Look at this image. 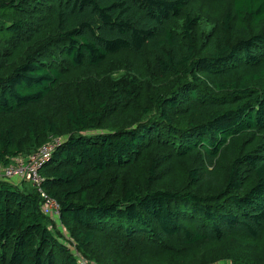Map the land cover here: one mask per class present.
Instances as JSON below:
<instances>
[{"label":"trees","instance_id":"trees-1","mask_svg":"<svg viewBox=\"0 0 264 264\" xmlns=\"http://www.w3.org/2000/svg\"><path fill=\"white\" fill-rule=\"evenodd\" d=\"M56 138L0 264H264V0H0V168Z\"/></svg>","mask_w":264,"mask_h":264},{"label":"built area","instance_id":"built-area-1","mask_svg":"<svg viewBox=\"0 0 264 264\" xmlns=\"http://www.w3.org/2000/svg\"><path fill=\"white\" fill-rule=\"evenodd\" d=\"M60 143L59 138L52 139L50 142L42 145L35 153L26 158V160L17 158L13 164L2 168L0 175V177L5 179L21 178L29 181L44 198V211L52 214L57 213L58 205L42 191V176L40 170L50 159L53 149L60 145Z\"/></svg>","mask_w":264,"mask_h":264},{"label":"rangeland","instance_id":"rangeland-1","mask_svg":"<svg viewBox=\"0 0 264 264\" xmlns=\"http://www.w3.org/2000/svg\"><path fill=\"white\" fill-rule=\"evenodd\" d=\"M203 27H204V29H210V28H212V25H206V26H205V23H204ZM112 65H113L114 67L121 68V67L124 66V63H123V61H122L121 58H118V59H115V60L112 62ZM112 65L110 64V66H112ZM88 74H89V72H88ZM112 74H113V75L108 76V75H106V71H105V70H101V69H100V70L97 71L95 74H91V75H90V78H91V80H92L93 82L97 79V82L99 83V86H100V87H104V86H106V83H105L106 80H107V79H109V80H113V79H115V78H118L119 72H118V73H116V72H112ZM78 76H79V73H78L77 75H75L74 77L70 78L69 83L66 84V87H63V88H62L63 93L70 95V94H72V93H76V92H78V91H76V90H73L74 88H76V86L72 84V83L74 82V80H75ZM78 87H80V88H84V86H78ZM79 93H80V92H79ZM70 96H71V95H70ZM71 97H72V96H71ZM79 97H81V95H80ZM52 99L55 100L56 98H52ZM85 99H86V98H85ZM61 100H62V99L58 100L59 107L64 105V103L61 102ZM26 158H27V157H26ZM26 158H22V159H25V160H26ZM1 169H2V168H0V175H1V173H2ZM20 179H21V178H20ZM16 180H17V179H16ZM21 180H23V179H21ZM18 181H19V180H17L16 182H18ZM213 264H230V263H227V261H226V262H225V261H217V262H215V263H213Z\"/></svg>","mask_w":264,"mask_h":264}]
</instances>
